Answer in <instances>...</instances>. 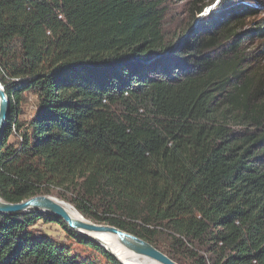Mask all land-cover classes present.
Returning a JSON list of instances; mask_svg holds the SVG:
<instances>
[{"label":"trees","instance_id":"obj_1","mask_svg":"<svg viewBox=\"0 0 264 264\" xmlns=\"http://www.w3.org/2000/svg\"><path fill=\"white\" fill-rule=\"evenodd\" d=\"M234 14L193 38L187 22L161 57L159 0H0V198L55 195L178 264H264V68ZM37 220L91 250L34 235ZM0 264L123 263L29 207L0 214Z\"/></svg>","mask_w":264,"mask_h":264},{"label":"rangeland","instance_id":"obj_2","mask_svg":"<svg viewBox=\"0 0 264 264\" xmlns=\"http://www.w3.org/2000/svg\"><path fill=\"white\" fill-rule=\"evenodd\" d=\"M159 1L162 3V8L165 11V16L163 19V28H162L164 41L169 42V44L171 43V46H174L175 48L179 47V44L183 39V35L181 37L179 36V34L181 28H183L187 22H191V24L194 25L190 27L186 32V33H191L189 38H193L201 31L208 29L210 24L215 22H220V20L224 16L228 17V15L229 16L236 15L234 14V12L238 11L237 16L238 18L241 19L243 23V27L240 30H246V38L245 39L241 38L242 40L241 51L249 59L251 58L254 61V63L257 64L259 67L264 68V55L261 53L263 49L262 48L263 40L262 39L259 40L258 39L259 33L253 31L255 27H258L262 24V21L264 22V0L249 1L250 5L247 6H250L251 9L255 10V16L250 18H247L246 11L244 7H242L243 4L239 0H159ZM202 5L203 7L201 8L200 12L194 11L196 8H199ZM186 52H190V50L188 49ZM26 96H27V102L22 107L24 114L23 116H21V118H28L31 115L34 108L35 97L31 94H27ZM51 196L57 198V196L55 195H51ZM62 201L70 205L78 214H80L72 206L70 202L64 200ZM84 219L90 221L85 217ZM32 233L34 235H45L55 241L63 242L80 255H84L91 250L90 248L85 247L84 245L79 244L76 241H73L71 238L65 235L66 233L59 226L54 224H49V222L37 220L36 223L33 225ZM79 235L87 237V235L84 234L79 233ZM123 255L121 254V257L119 258L127 261L130 264H155L154 261L142 255H131V254L130 255L123 254Z\"/></svg>","mask_w":264,"mask_h":264},{"label":"water","instance_id":"obj_3","mask_svg":"<svg viewBox=\"0 0 264 264\" xmlns=\"http://www.w3.org/2000/svg\"><path fill=\"white\" fill-rule=\"evenodd\" d=\"M174 50H175L174 46L169 48L168 50L162 53L161 57L168 56ZM159 61H160L159 57H150L145 62L155 63ZM8 112H9V98L7 97L4 88L0 83V136L6 124ZM64 204L65 202L51 195H35L15 203L7 202L0 198V214L16 213L23 211L29 207H38L42 211L47 212L49 214H53L56 217L60 218L70 229L74 230L75 232L87 235L91 239L97 241L105 248V250L110 252L116 259H118L123 264H128V263H126V261H123L121 258L117 257L112 251H110L104 245L103 241L96 236L97 233H105V232L111 233L117 237V240L120 242L121 245H123L126 249H128L132 253L136 255L145 256L151 260L158 262L159 264H178L176 261L171 259L162 251L158 250L149 242L129 232L121 230L112 225L87 221L80 214H79L80 218H76V219L71 218L68 215L64 207Z\"/></svg>","mask_w":264,"mask_h":264},{"label":"bare ground","instance_id":"obj_4","mask_svg":"<svg viewBox=\"0 0 264 264\" xmlns=\"http://www.w3.org/2000/svg\"><path fill=\"white\" fill-rule=\"evenodd\" d=\"M64 207L68 213V215L71 218H80L79 214L67 203L64 204ZM98 238H100L104 245L107 246V248L112 251L115 255H117V257H121V254H131V255H136L134 253H132L131 251H129L128 249H126L123 245L120 244V242L117 240V237L111 233H97L96 235ZM124 256V255H123ZM125 261V260H123ZM154 261V260H152ZM155 264H158V262L154 261ZM126 263H128L126 261ZM130 264V263H128Z\"/></svg>","mask_w":264,"mask_h":264}]
</instances>
